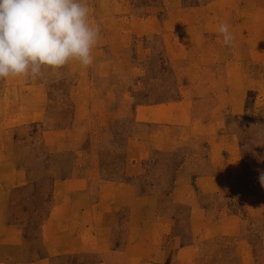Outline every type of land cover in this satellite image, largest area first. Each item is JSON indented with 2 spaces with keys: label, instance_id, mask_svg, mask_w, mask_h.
<instances>
[{
  "label": "rangeland",
  "instance_id": "rangeland-1",
  "mask_svg": "<svg viewBox=\"0 0 264 264\" xmlns=\"http://www.w3.org/2000/svg\"><path fill=\"white\" fill-rule=\"evenodd\" d=\"M84 2L92 65L0 81V158L55 169L0 184V264H264V0Z\"/></svg>",
  "mask_w": 264,
  "mask_h": 264
},
{
  "label": "clouds",
  "instance_id": "clouds-1",
  "mask_svg": "<svg viewBox=\"0 0 264 264\" xmlns=\"http://www.w3.org/2000/svg\"><path fill=\"white\" fill-rule=\"evenodd\" d=\"M218 32L233 46L229 24L221 23ZM99 39L84 0H0V81L42 78L45 70L72 61L87 68ZM259 180L264 185V171Z\"/></svg>",
  "mask_w": 264,
  "mask_h": 264
},
{
  "label": "crops",
  "instance_id": "crops-1",
  "mask_svg": "<svg viewBox=\"0 0 264 264\" xmlns=\"http://www.w3.org/2000/svg\"><path fill=\"white\" fill-rule=\"evenodd\" d=\"M20 128V126H18ZM4 132V131H3ZM5 146H3V150H5ZM54 164H51V168L48 169L49 166L46 164L39 162V163H32L26 158H9L8 160L0 158V184L12 183V182H22L24 180H28L31 177H35L39 180L46 178L47 175H51V173H55ZM83 166V167H82ZM95 164L90 163L82 164V163H73L71 164L72 169L70 170V174L68 177L70 178V183L73 184V189L70 192H61L59 193L60 201H55L53 205V213L52 216L54 218H50L48 223H52L54 228L57 229L58 225L65 221V224L71 223V220L65 218L64 216L66 213H73L74 211L80 212L79 214L85 218V215L90 214L92 212V205H89L84 209V207H77L71 203L69 200L70 197H77L83 196L87 197V193L85 191H81L80 186L77 185L79 182H93V176H95L94 170ZM66 180V179H65ZM12 188H10L11 190ZM79 195V196H78ZM1 203V202H0ZM7 205V203H2L3 206ZM77 207V208H76ZM83 209L84 211H81ZM71 215V214H70ZM15 226V225H14ZM13 224L8 223L6 220H0V230L12 229ZM16 232H18L19 228L14 227ZM15 232V233H16ZM69 236V235H68ZM17 238L15 237V240ZM16 246L20 245L19 242L15 243Z\"/></svg>",
  "mask_w": 264,
  "mask_h": 264
}]
</instances>
